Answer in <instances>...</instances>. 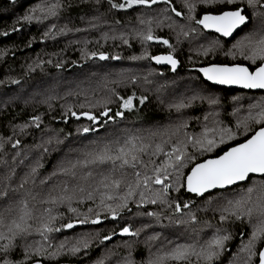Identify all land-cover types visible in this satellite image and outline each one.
<instances>
[{"label": "snow or ice", "instance_id": "snow-or-ice-1", "mask_svg": "<svg viewBox=\"0 0 264 264\" xmlns=\"http://www.w3.org/2000/svg\"><path fill=\"white\" fill-rule=\"evenodd\" d=\"M16 0H12L15 4ZM96 5L101 4V0H94ZM246 3L251 9V23L253 27L247 31L242 37L236 40L226 54L235 59L238 54L244 60H248L251 64L256 65L251 69L241 63L236 64H209L206 67L196 69L207 81L219 85H238L245 89H264V0H181L182 8L186 9V19L188 25H179L180 35L187 37L189 33H197L199 30H211L223 37H230L249 23V16L244 14V9L240 6ZM109 10H132L136 7L151 8L156 4H164L166 7L163 13L172 12L176 17H183V13L172 6L171 0H107ZM198 5L220 6L215 14L205 11L202 15L197 14ZM233 6V7H229ZM65 7H71L70 4L65 5L64 0H43L36 4L26 13L22 19L29 24L35 21L37 24L45 21H56L60 18ZM164 19H171L165 15ZM94 19H99L95 17ZM141 25H147L144 30H134V35L139 37L142 43L147 41L159 40V37L153 35V19L137 18ZM119 23V21H117ZM162 24L163 21H157ZM197 27H192L191 24ZM91 27H97L92 24ZM169 28L173 25L169 24ZM56 29V31H53ZM80 31V29H75ZM18 31V29H13ZM72 31L67 24L57 27L55 22L43 32V38L55 39L57 35L66 34ZM3 35H8L4 32ZM105 40L109 39L107 33L104 34ZM112 39L117 37L113 36ZM120 39L123 43L128 44V39L121 34ZM163 44L172 47L167 39L161 41ZM87 44V41L84 42ZM218 44V41L204 49V55L212 51ZM81 56L84 59H91L98 56L100 60H107L108 56L103 52H88L86 48H82ZM4 53H0L3 55ZM147 57L145 49L141 57L133 56L131 59H142ZM119 59V57H113ZM157 64L171 65L172 71L176 70L178 60L171 53L167 55L151 56ZM45 61L37 57L35 67H41ZM51 64L52 61L48 60ZM57 68L61 67V63L57 61ZM35 67L29 65V70L34 71ZM135 82V77H131ZM147 80V77H145ZM3 83V81H0ZM11 83L18 84L19 80H11ZM116 101L110 97L104 101V106L98 113L91 111H82L79 114L73 111L69 106L62 119L71 115L76 120L81 117L91 122L88 126H82L77 132L89 133L98 131V127H103L109 121L115 122V117H123V109L131 112L135 107L133 101L137 99L135 93L127 97L119 96L114 90H110ZM52 99L47 97L44 103ZM147 99L146 96L138 98L139 103L143 104ZM207 99L210 105H215L218 100L214 97H203L198 94L191 96L188 103L183 101L171 105L177 111L190 106L192 100ZM237 99V98H233ZM117 102L118 110L112 115V111L107 104ZM81 108L85 105L81 104ZM89 108L97 107V105L89 104ZM49 108L51 105L49 104ZM235 114V113H233ZM208 120V116H205ZM41 116L34 115L30 118V123L25 122L14 126L13 134H16V128L21 132L34 126L40 129ZM216 124V122H214ZM254 125H260L254 128ZM98 126V127H93ZM187 127V122L182 121L176 126L175 132L177 139L171 143L170 150L165 151V145L171 140L169 135L167 140L153 144L151 137L157 135L152 132L148 137L134 135L131 133L122 136H116L112 139L101 141H93L94 145L90 149L82 152L81 157L76 159H68L53 171L52 176H64L68 179L58 184H53L46 194L33 193L32 190H26L22 195H18V189H24L25 185L31 183L35 185L37 169L41 166L39 160L36 165L31 168L17 187H11L10 181L14 170L11 174L3 178V187H0V200L5 203L0 211V264H42V261L53 262L63 255L76 256L82 251L85 252L91 247L97 234L86 233L82 236L70 239L64 237L58 243H53L55 237L53 234L60 233L63 229H72L75 225L99 224L101 223V213H106L113 220L124 211L131 212L130 204L135 205L137 216H146L152 219L154 225L165 227H183L188 236L183 242H180V234L172 233L171 237H164L161 240L160 232H153L145 237L144 244L147 249V257L139 261L133 258L134 247L132 244L125 243L127 255L118 259L115 264H220V258L228 251L226 242L232 239L230 231L222 226L215 228L210 237L202 238L205 228L212 227L208 221H203L202 225L198 224L196 214L190 208V201L179 202L178 197H171V192H180L183 188L188 193L196 196H204L205 193H211L214 189H229L238 182L250 180L254 175L261 177L259 181L253 180L251 186L244 189L241 193L228 198L224 196L222 203L218 204L220 212L219 220L221 225L226 221H240L242 224L247 222L250 231L246 240L243 239L241 233V242L237 247V251L231 256L228 264H264V98L260 102L249 105L247 115L238 118L236 121L237 131H233L230 127H209L207 124L203 126V131L197 136H191L184 132L182 138L180 130ZM242 129V131H240ZM62 131V130H61ZM251 132V135H247ZM238 135H245L243 142H237L234 146H229L227 150H221L222 154H217L215 158L203 160V162L195 163L190 171L184 173L183 169L196 159V154L211 153L220 145L227 141L236 140ZM12 137L7 138L0 136V151L4 149L5 143L11 142ZM50 137L46 143H51ZM57 143L61 141L57 138ZM20 144V140L16 139L12 142V147L16 148ZM42 147V145H37ZM191 148V151H189ZM44 152H48L47 147H43ZM18 154V153H17ZM162 155L158 163L153 157ZM148 159L145 160L144 157ZM93 168L101 169L97 175L99 179L93 177ZM87 169V171H82ZM106 169V171L104 170ZM81 170V171H78ZM46 179H41L40 184L44 185ZM95 179V186L89 184L91 190H87L85 186L79 182L73 184L69 188L70 181H83L88 183ZM159 186V187H155ZM255 194V195H254ZM223 195V194H222ZM99 202L97 203L96 200ZM209 203L213 197L210 194L206 197ZM32 201V206H30ZM84 201H92L95 208L88 207L86 212H81L78 207L73 206L82 204ZM47 205V207L38 208L36 205ZM145 205H158L159 211H148ZM66 207L69 213L76 217L73 220L68 218L64 222L62 212H58L60 207ZM141 209H144L141 211ZM187 209L188 211H183ZM162 218L169 221L168 225L161 223ZM60 221L58 224L57 221ZM153 227V224H142L141 227L133 230L130 226H124L120 230L121 235L139 237L141 232L146 228ZM38 237V239H37ZM111 235H104L100 242L111 240ZM160 243L153 251L154 242ZM117 255L108 250L106 257H101L94 264H104L105 258Z\"/></svg>", "mask_w": 264, "mask_h": 264}, {"label": "trees", "instance_id": "trees-1", "mask_svg": "<svg viewBox=\"0 0 264 264\" xmlns=\"http://www.w3.org/2000/svg\"><path fill=\"white\" fill-rule=\"evenodd\" d=\"M41 2L43 0H16L15 4H13L12 0H0V53H4L0 55V81H3V83H0V92L7 94L16 93L13 88L21 84L24 90L36 88L53 76H68L76 72L80 74L73 78L81 77L82 75L83 81L80 82L82 86L79 88L75 87L72 91L60 89L55 96L51 95L52 99L48 100L47 103L42 102L46 99H43L42 96L29 102L25 101L26 99H21L23 97H15L14 100H8L3 105L0 104V136L5 138L12 137V141L5 143L4 149L0 151V187H3V178L11 174L13 170L14 175H12L10 184L11 187H17L23 177L36 165L37 160H39L41 165L38 169L42 176L51 178L53 179V184H58L68 178L60 175L52 176L53 171L62 162L81 157L83 151L94 146L92 144L93 141L112 139L127 133L148 137L150 133L155 132L157 135L151 137L153 144L167 140L169 135H171V140L165 145V151H168L171 143L177 139V136L172 135V133L175 132L176 126L182 121L187 122V127L180 130L181 138L184 132L191 136L199 135L202 133L205 124L209 127H230L233 131H237V119L247 115L249 105L260 102L261 98H264V92H249L212 86L202 79L198 71H195L198 67L208 66L213 63L229 65L241 63L251 69H254L260 63L257 61L256 65H253L238 54L235 59L226 54L232 49V45L236 40L253 27L251 9L247 7L246 3L240 6L244 8L245 14L249 16L250 23L237 33L232 41H226L214 34H207L203 30H199V33H194L198 38L196 39L197 43L199 41H209L210 46L212 42L218 41L214 49L209 51L212 54L206 60L207 62L199 66L196 62L191 63L194 57L191 50H193L194 45L189 37L190 34L187 37L183 35H180L179 38L177 37V33L180 30L179 25L189 24L186 19L187 11L182 8L181 0H171V4L184 14L183 17H176L172 12L163 13L162 10L166 7L164 4L151 8L138 6L132 10H109L107 0H101L100 5H96L94 0H64V4H70L71 7H65L58 20H49L41 24H37L35 21L29 24L24 21L22 17ZM116 2H122V0H116ZM219 7L198 5V18L205 11L215 14ZM165 15L171 17V19H164ZM95 17H99V19H94ZM138 17L145 20L153 19V35L167 39L172 47L165 48L161 45H152L150 41L142 43L140 38L134 35V30H144L147 25H141L138 22ZM159 20H162L163 23L158 24L157 21ZM53 22L57 24L58 28L67 24L72 31L57 35L55 39L43 38L42 34L46 27H49ZM92 24H96L97 27H91ZM169 24H172L173 27L169 28ZM191 25L199 27L194 23ZM14 28L18 29V31H13ZM75 29H80V31ZM53 31H56V29H53ZM4 32H7L8 35H3ZM105 33L109 36L107 40L103 38ZM121 34L128 39V44L123 43L122 39H120ZM113 36L117 38L112 39L111 37ZM85 41H87V44L84 43ZM82 48H86L88 52H103L108 56V59L100 60L98 56L84 59L80 51ZM145 49L147 50V57L131 59L133 56L141 57ZM161 52L171 53L180 61L181 67L177 73L171 74L169 69L159 68L152 64L150 57ZM37 57L45 61L41 67H35ZM113 57H119V59H113ZM48 60H51L52 63H47ZM57 61L61 63L59 68L55 66ZM29 65L35 67V70L30 71ZM66 69H71V71L66 72ZM158 76L162 80L159 88L156 86L157 83L153 81ZM131 77H135V82L131 80ZM145 77H147V80H145ZM13 79L19 80L20 83H11ZM110 90H114L119 96L127 97L135 93L137 97L133 101L135 107L131 112L119 109L124 111L123 119L115 117L114 123L109 122L101 127L99 132L86 135L85 133L77 132L78 128L91 124L86 118L81 117L80 120H76L71 115H68L66 122L65 119H62L65 110L69 106L78 114L82 111L98 113L102 110L106 99L110 97L113 101H116V96H113ZM194 94L203 97H214L218 100V103L210 105L207 99H196L191 101L189 107L179 111L171 107V105L181 101L188 103ZM4 96L0 98V101L6 100L9 95ZM140 96L147 97L143 104L139 103L138 98ZM234 97L237 99H233ZM49 104L51 108H49ZM81 104H84L85 107L81 108ZM89 104L97 105V107L89 108ZM107 107L112 110L109 113V115H112L118 110V103H109ZM34 115L41 116L40 129L30 126L21 132L19 128H16V134H13L14 126L25 122L30 123V118ZM205 116H208V120L204 119ZM259 126L254 125V128ZM193 131L196 134H193ZM251 134L249 132L247 135ZM50 137L52 142L46 143ZM57 138L61 141L60 143L56 142ZM245 138V135H238L236 140L227 141L211 153L202 155L197 153L196 159L183 169L184 173L189 172L195 163L215 158L217 154H222V149L227 150L229 146H234L237 142H243ZM16 139L20 140V144L13 148L12 142ZM70 141L74 144L73 148ZM65 142L69 147H64ZM80 144L82 146L85 144L84 149L79 150L82 147H79ZM37 145H42V147H37ZM43 147H47L49 151L44 152ZM7 150L9 152L5 154ZM189 151H191V148H189ZM17 153L23 156L24 154L32 153L33 157H29L30 160L24 162L22 158H18L19 155ZM144 159L147 160L148 157L145 156ZM152 159L158 163L163 159V156L158 155ZM100 170L99 168L92 169L95 179H99L97 173ZM104 170L106 171V169ZM82 171L86 172L87 169ZM95 179L90 180L88 183L70 181L69 188L71 189L73 184L79 182L87 190H91L89 184L94 187ZM260 179L251 177L248 183L244 185L230 190L214 192L211 194L213 197L211 203L206 199L210 194L200 198L187 194L183 188L180 192H171L170 194V198L178 197L181 204L184 201H190V208L197 217V227L201 226L203 221H208L212 225V227L204 229L203 233H201L202 238L210 237L218 226L225 227L230 231L232 239L226 242L229 250L225 251L221 256L220 264H228L229 259L237 251V247L241 242V233H243V239L246 240L250 227L247 222L242 224L240 221H235L233 223L231 219L221 225L219 220L220 212L217 206L223 202L225 195L228 198H232L251 186L253 180L259 181ZM29 189L33 193H40L41 195L46 194L48 191V189L44 190L42 188V192H40L38 191L39 186L36 184H26L24 189L17 190L18 195H22ZM96 202H99L98 197ZM4 203L3 200H0V211H2ZM32 203L30 201V206H32ZM73 206L78 207L81 212H86L89 206L95 208V203L84 201L82 204H76L74 202ZM36 207H47V205L37 204ZM129 207L132 211L122 212L116 220L102 212L100 215L101 223L99 224H77L72 229H63L60 233L53 234L55 237L53 243H58L59 240L64 239L66 236L74 239L86 233H98L99 238L104 235L114 236L124 226H130L133 230L141 227L142 224H153V227L146 228L138 238H116L108 243H101L100 239L97 238L86 251V254L82 251L76 256L63 255L58 257L56 261H42V263L94 264L101 257H106L108 250H111L117 255L105 258L104 264H114V261H117L120 255H127L126 242L133 245L135 249L133 258L139 261L147 255V249L144 244L145 237L154 231L161 233V240L164 237L175 239V237L171 236L172 233L180 234V242H183L188 236L183 227L161 228L154 225L151 218L137 216L135 205L130 204ZM144 208L148 211H159L158 205H145ZM143 210L141 209V211ZM57 211L63 213L64 222H67L69 217L73 220L76 219L74 214L69 213L64 206L58 208ZM183 211L186 212L188 210L184 209ZM57 223L59 224L60 221L58 220ZM161 223L168 225L169 221L162 218ZM159 243V241L154 242V245Z\"/></svg>", "mask_w": 264, "mask_h": 264}, {"label": "rangeland", "instance_id": "rangeland-1", "mask_svg": "<svg viewBox=\"0 0 264 264\" xmlns=\"http://www.w3.org/2000/svg\"><path fill=\"white\" fill-rule=\"evenodd\" d=\"M192 26V25H191ZM193 27V26H192ZM199 33V32H198ZM190 35H189V37L192 39V43H193V45H194V47H193V50H191L192 51V53H193V59L191 60V63H194V62H196L199 66H201L202 64H204V63H206L207 61V59L209 58V56L212 54V52H209L207 55H204V49L205 48H208L209 47V41L207 42V41H199L198 43L196 42V39H198L197 38V36L194 34V33H189ZM202 36V35H201ZM177 49V48H176ZM214 57V56H213ZM197 60V61H196ZM195 63V65H197ZM198 68H200V67H198ZM197 68V69H198ZM71 71V69H66V72H70ZM195 71H196V69H195ZM82 73V72H81ZM199 73V72H198ZM78 74H80L79 72H76V73H74V74H70V75H68V76H63V75H56V76H53V77H51L48 81L46 80L45 81V83L44 84H40L38 87H36V88H31V89H27V90H24L22 87H23V85L21 84L20 86H16L15 88H13V90L16 92V93H11V94H7V93H5V92H0L1 94H0V98L3 96V97H5L4 95H6V96H8L7 97V99L6 100H1L0 101V104L1 105H3V104H5L6 102H8V100H14L15 99V97H23V98H21V99H26L25 101H33V100H35V99H37V98H40V97H42L43 96V99H45V98H47V97H49V96H55L56 95V92L57 91H59L60 89L61 90H63V91H72L73 90V88H79V87H81L82 86V84L80 83V82H82L83 81V76L81 75V77H77V78H73V77H75V76H77ZM200 74V73H199ZM155 80H153V81H155L157 84H156V86H157V88H159V84H162V80L159 78V76L157 77V79L156 78H154ZM151 84V83H150ZM17 90V91H16ZM42 92V94H40ZM38 94H40V95H38ZM2 95V96H1ZM25 97V98H24ZM96 127H98V126H96ZM98 128H100V127H98ZM84 134V133H83ZM91 134V133H90ZM193 134H196L194 131H193ZM85 135H86V133H85ZM66 143V142H65ZM70 144H72V141H70ZM68 144L66 143V144H64V147L65 148H67V147H69V145L67 146ZM73 145L74 144H72V148H73ZM85 145V144H84ZM84 145L82 146L81 144L79 145V147H81V148H79V150H81V149H84ZM62 146V145H61ZM59 148V147H58ZM72 148H70V149H72ZM7 152H9V150H7V151H5V154L7 153ZM2 153V152H1ZM16 155V154H15ZM19 155V157L18 158H22V161H24V162H27V161H29L30 160V158L29 157H33V154L32 153H30V154H24V156L23 155H20V154H18ZM6 156H8V155H6ZM44 178H47L46 179V183L44 184V185H41L40 184V180L41 179H44ZM35 179H36V185L37 186H39V189H38V191H40V192H42V188L44 189V190H46V189H49V187L51 186V185H53V179H51V178H48V177H43L42 176V174H41V172H40V170L39 169H37V175H36V177H35ZM29 185H33L32 183H31V180L29 181V183H28ZM156 246L157 245H153V251H155V248H156ZM122 247V246H121ZM147 255H148V253H147ZM147 255L146 256H144L145 258L147 257ZM122 256H124V255H122ZM121 255H120V258L122 257ZM119 258V259H120ZM115 262L116 261H114V264H115Z\"/></svg>", "mask_w": 264, "mask_h": 264}, {"label": "water", "instance_id": "water-1", "mask_svg": "<svg viewBox=\"0 0 264 264\" xmlns=\"http://www.w3.org/2000/svg\"><path fill=\"white\" fill-rule=\"evenodd\" d=\"M160 5H162V4H156V5H153L152 7H156V6H160ZM243 9H244V8H243ZM244 11H245V10H244ZM244 14H245V12H244ZM249 23H250V19H249ZM249 23H248V24H249ZM246 26H247V25H246ZM244 27H245V26H242L241 29H237L236 32H234L233 35L230 36V37H223V36H221L220 34L215 33L214 31H211V30H203V31H205V32L208 33V34H214V35H216V36H218V37H220V38H222V39H224V40H226V41H230V40H232V39L236 36L237 33H239L241 30H243ZM164 39H165V38H160L159 40H152V41H150V43H151L152 45H161V46H164L165 48H170L168 45H165V44H163V43L161 42V41L164 40ZM169 44H170V43H169ZM170 45H171V44H170ZM167 54H169V53H161V54H157V55H167ZM157 55H155V56H157ZM173 57H174V56H173ZM174 58H175V57H174ZM175 59H177V58H175ZM177 60H178V59H177ZM151 62H152V64H153L154 66H156V67L169 69L171 74H175V73H177V71H178V70L180 69V67H181V63H180L179 60H178V64H177V67H176V70H175V71H172V69H171V65H168V64H157V63H156L154 60H152V59H151ZM204 67H206V66H204ZM200 75H201L202 79H203L206 83H208V84H210V85H212V86H215V87L225 88V89H236V90L249 91V92H264V89H245V88H241V87L238 86V85H219V84H214V83L211 82V81H207V80L203 77V74H202V73H200ZM117 118H118V119H123L124 116H123L122 118H121V117H117ZM109 122H112V121H109ZM100 130H101V127L98 128V131L89 132V133H86V134L97 133V132H99ZM252 177H258V178H261V177L258 176V175H254V176H252ZM248 181H249V180H247V181H243V182H238L237 185H232V186H230V189H233V188H236V187H238V186L244 185V184L248 183ZM225 190H229V189H214V190H211V193H205L204 196L209 195V194H212V193H214V192L225 191ZM185 192H186L187 194H189V195L196 196L195 194L188 193L186 190H185ZM204 196H199V197L202 198V197H204ZM196 197H198V196H196ZM129 237H132V236L121 235V234H120V231H119L116 235L112 236L111 240L104 241V242L108 243V242H110V241H112V240H114V239H116V238H129ZM42 264H43V263H42ZM63 264H65V263H63Z\"/></svg>", "mask_w": 264, "mask_h": 264}, {"label": "flooded vegetation", "instance_id": "flooded-vegetation-1", "mask_svg": "<svg viewBox=\"0 0 264 264\" xmlns=\"http://www.w3.org/2000/svg\"><path fill=\"white\" fill-rule=\"evenodd\" d=\"M234 38H235V37H234ZM234 38H233V39H234ZM161 53H164V52H161ZM161 53H159V54H161ZM156 55H157V54H156ZM206 66H207V65H206Z\"/></svg>", "mask_w": 264, "mask_h": 264}, {"label": "bare ground", "instance_id": "bare-ground-1", "mask_svg": "<svg viewBox=\"0 0 264 264\" xmlns=\"http://www.w3.org/2000/svg\"><path fill=\"white\" fill-rule=\"evenodd\" d=\"M208 34V33H207ZM233 40V39H232ZM232 40H230V41H232ZM159 46V45H158Z\"/></svg>", "mask_w": 264, "mask_h": 264}]
</instances>
